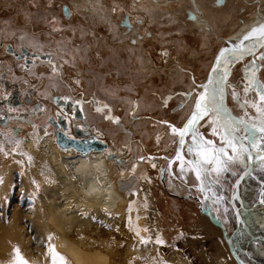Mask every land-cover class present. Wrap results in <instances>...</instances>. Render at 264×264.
I'll return each instance as SVG.
<instances>
[{"label":"flooded vegetation","instance_id":"1","mask_svg":"<svg viewBox=\"0 0 264 264\" xmlns=\"http://www.w3.org/2000/svg\"><path fill=\"white\" fill-rule=\"evenodd\" d=\"M23 1H25L24 4ZM90 1L94 4L92 7H97L102 2V0ZM142 1L128 0V3L124 2L125 5H123L114 0H108L111 9H113L111 3L120 5L121 17L117 23L120 28L119 37L127 39L130 44L138 47L145 57V60L139 58L136 61L142 64V69L139 68V71L143 72L144 77L137 78L135 83L125 85L126 79L122 78L118 87V84L107 77L103 79L102 84L94 86V83L88 80V76H85V79L79 78L77 82L68 83L64 77L66 74L64 65L74 62L73 55L63 54L61 58L58 51L54 50L55 47L45 51L39 46L32 45L28 42L30 32L26 29L14 30L11 18L0 20V50L6 54H10L8 52L11 50L25 73L33 69L39 73L38 65L41 63L51 65L48 69L59 84L51 93L54 96L53 104L59 108L56 112L54 111L53 116L49 117L51 126L72 140V148L81 151V148L98 145L101 150H106L104 153L109 162V169L123 174L124 180L121 178L122 181L118 182L122 192L128 191V188L141 181L140 174L135 175L132 171L129 175L127 174L126 171L131 166L139 172L150 169L155 171L157 175L155 181L169 197L192 201L198 212L220 228L223 233L224 230L220 227V223L222 224L231 238L238 257L244 264H264V170L261 169L259 161L255 160V152H253L252 161L245 159L244 163L232 164L229 171L218 178V183L209 182L211 191L201 192L200 182L196 179L195 172L191 170V165L187 163L195 159L194 155L188 152L192 143L191 136L185 137L184 146L180 151L185 160V170L182 173L180 161L175 159L179 137L171 132V126L183 128L190 118L199 98L198 95L203 90L202 86L207 83L217 54L226 45L225 40L232 36L231 32L224 37L221 28L229 24L232 13H238L239 5L242 4L244 10L239 15H245V17L239 19L241 28L247 18L254 11H258L264 0H254L250 3L251 5H246L243 0H226V3L225 0H166L167 3L165 0H151L155 4L164 1L162 3L164 7L154 4L153 10H147L145 7L142 9L144 6L140 4ZM168 3L172 4V8ZM21 4H23L19 15L21 22L32 24L33 14L27 11H39L38 3L21 0ZM92 4H85L83 9L79 8V11L75 13L74 7L77 8L78 4L75 5L68 0H48L44 8L55 9L57 13H51L53 15L43 20L49 21L54 32H62L64 29L56 18L72 22L78 13L86 11L89 14ZM145 4L149 5V2ZM251 8L254 10L249 13L248 9ZM216 9L223 11L212 14L211 11ZM68 10L71 11L70 16L66 14ZM190 15H194L195 19H190ZM212 18L218 19L213 22ZM124 21H128L131 27H126ZM212 25L218 31H214ZM156 26L165 30V43L161 38L159 40L156 38L157 32L154 29ZM190 34L200 36V39L213 36L216 41L222 43L219 50H216L212 56L204 79H198L202 73L200 69L190 68L186 60H182V58H192L188 53L184 54V52L182 56L176 55V61L173 60V54L184 51V40ZM144 38L147 39L145 43L142 42ZM259 53L255 56L254 64L249 57L230 70L225 84V103L233 120L238 121L241 117L247 120L257 115L255 108L251 105L259 103V97L256 85L249 86V81L255 73L256 83L264 84L260 78L264 71V59H260L262 52ZM256 63L259 65L256 66ZM240 65H242V72L237 77ZM3 69L6 68L0 69V82L9 86L11 84L8 81L9 74L7 76L5 73L10 71ZM225 71H227L226 67L222 69L221 75L219 73L218 80ZM158 74L161 75L160 80H165L163 83L156 82L155 77ZM25 76L28 78L27 75ZM27 83L30 84V82ZM18 84H14L15 89L10 91L7 98L0 96L8 103L16 104L15 106L23 104L25 99L26 104L32 105L35 109L39 108L40 106L33 105L31 98L23 96ZM246 87L247 92H245ZM233 92L236 93L235 97ZM245 101L248 103L246 104ZM115 102H120V106ZM3 105L4 102L0 101V107ZM29 112L32 113L33 110ZM0 113L2 114L3 111L0 110ZM183 114L187 115L182 123L174 120L175 117L181 120ZM8 118L10 117L7 114L0 115V124L7 123ZM211 118L206 116L200 120L197 129L205 140H211L215 146L220 147L222 145L219 135H212L213 126L209 123ZM145 122H149L152 129L141 132L140 126ZM109 123H114L112 129ZM156 129H161L162 134L153 133ZM163 138L166 142H171L170 147L165 151H158V148L152 151L149 147L150 141L160 144ZM229 154H231L230 150ZM250 165L251 169L246 175ZM244 174L245 176L240 180ZM209 179L210 181L216 179L215 173ZM217 197L220 198L218 202Z\"/></svg>","mask_w":264,"mask_h":264},{"label":"rangeland","instance_id":"2","mask_svg":"<svg viewBox=\"0 0 264 264\" xmlns=\"http://www.w3.org/2000/svg\"><path fill=\"white\" fill-rule=\"evenodd\" d=\"M68 1L75 5L78 4L77 8L74 7L75 13L79 11V8L83 9L85 4L89 5L93 3L90 0ZM115 1L123 5L128 3V0H114V2ZM24 2L25 1H23V4ZM32 2L38 3L37 10H39L27 11L34 15L31 16L30 14L33 19L32 24L21 22L19 16L20 8L23 5L21 4V0H0V20L11 18L12 28L17 31L26 29L30 32L28 42L32 45L41 47L42 50L49 51L55 47L54 50L58 51L61 58H63V54L73 55L74 62L72 64L65 63L64 65L66 72L65 77L68 83L77 82L79 78L85 79V76H88V80L94 83V86H97L102 84L104 78L109 77L112 82L118 84V87H120V79L122 78L126 79L125 85L132 82L135 83L137 78L143 79L144 74L139 71V68L142 69V64H140V61L136 62L139 58L145 60L143 53L138 47L130 44L127 39H121L119 37L120 28L117 25L121 17L119 4L111 3L110 5L113 8L111 9L108 0H102L97 7H92L94 4L90 6V15L86 11L78 13V16L74 18L72 22H65L61 18H56L59 21V25L64 30L62 32H54L49 21L43 19H48L53 15L51 13H57V11L55 9L49 10L44 8L48 0H28V3ZM248 10L249 13H252L254 8ZM54 15L58 17L57 14ZM243 17H245V15L241 16L239 13L233 12L232 20H230L229 24L221 28L223 30L222 35L225 37L231 32H236L240 24L239 19ZM81 22H83V24ZM154 29L157 32L156 38L158 40L161 38L165 43V30L158 26ZM178 42H180V40ZM184 42V51H180L179 54H173V60L176 59V55L182 56V53H188L192 58H182V60H186L188 67L200 69L202 73L198 76V79H204L208 67L211 64L212 56L222 43L216 41L213 36L200 39V36L191 34L187 36ZM0 54V69L6 68L10 71L9 73L6 71L5 75L8 76L9 74L10 80L8 81L11 83L9 86L4 84L7 90H0V95L7 96V91L10 90L12 92L15 89L14 84L19 83L18 85H20L23 96L31 98L33 100V105L40 106L35 109L32 105L26 104L25 99L23 100V104L15 106L13 103H7V101L0 96V101L4 102L3 107H0V110L3 111L2 115L8 113L10 117L7 123L0 124L1 166L2 161L17 162L14 155L20 156L24 154L19 149L23 144L21 141L23 138L17 137L19 132L29 131L35 127L43 129L47 134H52L54 128L53 126L50 127L49 117L54 115V111L56 112L57 108L53 104L52 99L54 96L51 93L59 84L54 75H52L51 70L48 69V67H51L49 63H41L38 65L40 74L34 69L25 73L24 70L22 71L20 63H17L12 54H6L3 50H0ZM241 66L242 65L238 68L237 77L241 75ZM24 74L27 75L28 78ZM156 76L157 83H163L165 81L160 80L161 75L158 74ZM260 78L264 82V71L260 75ZM27 82H30V84ZM60 85L62 86L61 83ZM92 89L95 90L96 88ZM115 103L120 106V102ZM10 105L14 107V111H8ZM119 106L118 110L120 112ZM30 110H33V112L30 113ZM24 114L26 115L23 116ZM186 115L187 114H183L181 120L176 117L174 120H177L178 123H182ZM113 125L114 123H109L110 129L113 128ZM149 128L152 129L151 124L145 122L140 126V131L146 132ZM162 132L161 129H156L153 133L162 134ZM170 145L171 142H166L164 138L160 144L159 142L154 143L152 140L149 143V147L152 151H156L154 148H158V151H165ZM118 150L120 151V149ZM132 172L138 176L140 174V177H143L144 174L149 175L150 182L148 185V194H146L144 190L145 181L142 183V179L138 184L129 188V191H135L133 197V199H135L133 200L134 206L130 209L135 212V218L131 219V229H133L136 234L139 232L141 238L143 237L151 241L148 244L151 245L150 248L153 247L145 250V254L142 256L134 255L130 262L126 264H218L219 259L214 255V248L211 245V241L208 240L207 236L204 234L205 232L201 228H197L198 223L201 221L199 220L200 214L196 205L192 201L183 200V198L169 197L155 181L157 176L155 171L150 169L139 172L134 168ZM13 178L14 184L8 198H6V195H0V227L4 225L6 228H9V225L12 223V214L15 210L21 211L22 215L24 211L32 215L34 210L33 201L25 195L24 175L17 167L14 169ZM0 185H3V178L0 179ZM4 199H6L5 207L2 205ZM151 201L160 221L156 233L153 232L151 226L147 224L149 210L151 209ZM27 220L26 218L21 221L20 225L22 229L20 232L22 241L29 245L26 249H29L30 257L41 255V248L45 249L47 253V246H41L38 241L39 234L31 229L29 225L30 222ZM140 221H143V223H139ZM145 229H147V231H145ZM2 230L3 229H0V234L3 232ZM15 233L18 236V232ZM157 238L163 240L164 243L157 244ZM154 246L157 247L155 248ZM66 261L67 264H72L71 260L68 258H66ZM5 263L6 262L0 264Z\"/></svg>","mask_w":264,"mask_h":264},{"label":"bare ground","instance_id":"3","mask_svg":"<svg viewBox=\"0 0 264 264\" xmlns=\"http://www.w3.org/2000/svg\"><path fill=\"white\" fill-rule=\"evenodd\" d=\"M243 1L246 5H251L254 0ZM144 2H149V5ZM163 2L155 4L151 0H143L140 4H144L143 8L147 10H153L154 4L164 7ZM168 4L172 8V4ZM197 6L199 8L200 4ZM239 6L238 13H242L244 8L242 4ZM221 11L223 10L216 9L211 13L218 14ZM215 19L211 20L216 22ZM261 24H264V2L241 28L231 33L230 39L237 42ZM212 27L214 31H218L213 25ZM146 41L145 38L142 40L143 43ZM225 47L227 45L222 48ZM0 90H7L1 82ZM7 92V96L3 94L6 96L4 98L10 95V90ZM11 105L8 111H14ZM17 137L23 138L19 149L24 154L14 155L17 162L2 161L0 179L3 178V185H0V195H6V198L10 195L14 184V169L17 167L24 175L25 195L33 201L34 210L32 215L25 213L27 211L22 215L21 211L15 210L9 228L1 225L0 263L15 264L17 257L14 250L19 248L28 264H51V257L43 248L41 255L30 257L29 249H26L29 245L22 241L20 232L21 221L26 218L31 229L39 234L41 246L54 245L56 252L71 260L72 264H126L134 255L145 254V250L151 245L141 243V237L131 229V219L135 218V212L130 209L134 206L135 191L120 190L118 182L122 181L123 174L109 169L104 153L106 150L92 149L88 153L75 148L63 150L57 143L55 129L52 134H47L43 129L33 127L29 131L19 132ZM132 170L134 166L126 171L127 174ZM141 179L142 183L145 181L144 190L148 194L150 176L144 174ZM5 201L6 199L2 203L4 207ZM150 208L147 224L156 233L160 221L152 201ZM199 220L201 222L197 228H201L211 241L214 255L219 259L218 264H238L230 253L220 228L202 214L199 215ZM15 232H18V236Z\"/></svg>","mask_w":264,"mask_h":264},{"label":"snow or ice","instance_id":"4","mask_svg":"<svg viewBox=\"0 0 264 264\" xmlns=\"http://www.w3.org/2000/svg\"><path fill=\"white\" fill-rule=\"evenodd\" d=\"M66 14L70 16L71 11L68 10ZM189 18L195 19V16L190 15ZM124 24L126 27H131L128 21H124ZM249 40L254 41L260 47H264V24L252 29L239 44H234L232 48L225 47L222 49L217 57V66L221 63L225 65L232 63V58H239L237 54L242 56L251 52L252 48L243 47L244 41ZM260 59H264V55H261ZM227 75L228 73L225 71L223 76L215 81L210 77L208 83L202 86L204 91L199 94L192 116L184 127L178 129L171 126L172 134L179 137L181 149L184 146L185 137L191 136L192 143L188 152L190 155H194L195 159L189 160L187 163L191 165V170L195 172L196 179L200 182L199 190L201 192L211 191L208 186L209 182L218 183V178L229 171L232 164L244 163L245 159L252 161L254 159L253 152H255V160L259 161L261 169L264 170V84H257L255 73L252 74L249 86L256 85L259 103H252L251 106L255 108L257 115L247 120L241 117L236 121L225 112L222 106L223 89L220 85L227 79ZM247 91L248 88L246 87L245 92ZM233 96H236L235 92H233ZM245 103L248 102L245 101ZM206 116L212 117L209 121L213 126L212 135H219L222 145L220 147L215 146L211 140H205L198 132L197 125ZM240 133L243 134L240 135ZM229 150L231 154H229ZM175 159L180 161V169L183 173L185 160L179 151ZM213 173H215L216 179L210 181L209 178L212 177ZM219 199L217 197V202ZM149 242V240L141 238V243L147 244ZM156 243L163 244L164 242L157 238ZM14 251L17 257L15 264H28L19 248ZM47 252L51 257V264H67L66 258L56 252L54 245L47 246Z\"/></svg>","mask_w":264,"mask_h":264},{"label":"water","instance_id":"5","mask_svg":"<svg viewBox=\"0 0 264 264\" xmlns=\"http://www.w3.org/2000/svg\"><path fill=\"white\" fill-rule=\"evenodd\" d=\"M247 35V34H246ZM245 35V36H246ZM244 36V37H245ZM243 37V38H244ZM243 38L241 39V40H239V41H237V42H235L234 40H231V39H227V40H225L226 41V45H227V47L228 48H232L233 47V45L234 44H239L240 43V41H242L243 40ZM243 47H246V48H252V51L251 52H247V53H245L244 55H242V56H239V54H237V56L239 57V58H232V63H230V64H227V65H225V64H223V63H221L219 66H217V57H218V55H219V53L217 54V56H216V59H215V62H214V65H213V67H212V69H211V71H210V74L208 75V79H207V83H208V81H209V78L211 77L214 81L215 80H218V77H219V73H220V75H221V71H222V69L223 68H227V73H228V75H227V78H228V76H229V73H230V70H231V68L232 67H234L237 63H239V62H241V61H243V60H245V59H247V58H249V57H251L252 59H251V62H252V64H254L256 61H255V56L261 51L262 52V55H264V47H260L258 44H255V42L254 41H251V40H249V41H244V45H243ZM222 49H224V48H222ZM221 49V50H222ZM220 50V51H221ZM8 53H10V54H13V52L10 50ZM259 64L258 63H256V66H258ZM215 70V71H214ZM226 81H227V79L220 85V87L223 89V102H222V106H223V109L225 110V112L228 114V115H230L231 116V118H232V115L230 114V112L228 111V109H227V107H226V103H225V99H226V92H225V84H226ZM206 83V84H207ZM204 91V88H203V90L201 91V92H203ZM200 92V93H201ZM199 93V94H200ZM198 97H199V95H198ZM16 105V104H15ZM194 109H195V106H194ZM194 111V110H193ZM191 116H192V114H191ZM191 116H190V118H191ZM189 118V119H190ZM188 119V120H189ZM187 123V122H186ZM185 123V124H186ZM4 124V123H3ZM184 124V125H185ZM184 127V126H183ZM57 143H58V145L60 146V148L61 149H63V150H66V149H69V148H72L73 147V144H72V140H70L64 133H62V132H57ZM178 149L176 150V152H180L181 151V147H180V144H179V139H178ZM94 148L93 149H95V150H98V149H101L98 145H94L93 146ZM90 150H92V146H88V147H84V148H81V151H85V152H89ZM180 154H181V152H180ZM177 155V154H176ZM250 169H251V165H250V168L248 169V171L246 172V173H249V171H250ZM245 176V174L240 178V180H242L243 179V177ZM238 183H240V181L238 182ZM238 222L240 223L241 222V218L239 217L238 218ZM220 227H222V229L224 230L223 231V236H224V239H225V241H226V243L228 244V247H229V250H230V253L232 254V256H233V258L235 259V261L238 263V264H244L242 261H241V259L238 257V255H237V253H236V251H235V249H234V247H233V245H232V241H231V238L228 236V234H227V232L225 231V229L223 228V226H222V224L220 223Z\"/></svg>","mask_w":264,"mask_h":264}]
</instances>
